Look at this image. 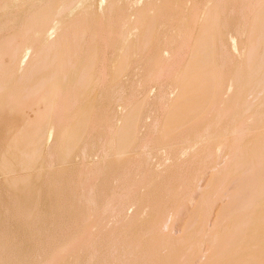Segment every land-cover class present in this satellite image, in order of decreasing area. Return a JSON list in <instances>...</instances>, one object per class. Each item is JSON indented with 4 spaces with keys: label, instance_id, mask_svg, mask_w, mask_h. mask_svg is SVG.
Returning a JSON list of instances; mask_svg holds the SVG:
<instances>
[{
    "label": "rangeland",
    "instance_id": "rangeland-1",
    "mask_svg": "<svg viewBox=\"0 0 264 264\" xmlns=\"http://www.w3.org/2000/svg\"><path fill=\"white\" fill-rule=\"evenodd\" d=\"M170 3L179 7L180 20L188 4L194 11L200 2ZM104 7L96 0H0V43L11 45L25 40L15 62L20 60V65L28 68L42 51L51 49L55 30L63 31L68 22L82 20L84 28L77 38L82 42L85 39V45L77 43L78 48L85 49L89 42L90 50H95L101 25L111 15ZM41 14L46 15L45 25L39 24ZM89 25L97 31L91 39L84 37ZM187 25L191 42L176 61L169 54L175 44L172 31H159L156 39L137 48L159 53L160 70L179 69L192 62L189 48L200 20ZM98 59L95 56L92 62L95 67ZM120 60L114 72L108 62H102L92 75L90 68L88 76L94 81L98 73L105 72V79L121 84L108 105L110 114L119 117L129 101L127 109L145 117L137 129L139 119L128 121L127 137L111 143L109 133L92 136L87 122L93 119L98 93L91 90L73 127L78 135L66 146L62 142L69 124L60 116L59 105L54 109L57 116L53 117L50 110L41 123L38 143L27 163L11 164L7 148L10 141L0 144V208L5 203L11 215L16 206H21L22 218L29 223L26 229L22 225L14 229L6 246H12L14 254L26 259V264H264V202L255 209L247 207L250 197L264 195V122L255 110L252 112L264 91L245 94L251 109L245 123L250 129L230 132L222 126L223 112L219 116L215 111L220 103L210 99L213 90L208 97L198 98L200 74L192 75L188 85L167 83L163 103L148 105V99L163 94L160 87L149 84L150 80L168 74L163 78L168 81L170 76L173 82L184 74H152L138 64L122 69ZM204 73L205 78L209 76ZM20 74L11 72L10 81ZM136 82L140 83L138 88ZM188 95L194 96L192 109L184 102ZM120 96L122 99H118ZM212 116L214 123L223 121L210 126L213 130L208 128ZM90 140L93 145L84 148ZM243 141L250 143L243 145ZM231 146L238 149L240 158L233 170H227ZM94 176L100 181H82ZM4 228L0 221V230ZM45 228L47 241L38 245ZM0 235L4 233L0 231ZM2 246L0 239V256Z\"/></svg>",
    "mask_w": 264,
    "mask_h": 264
},
{
    "label": "bare ground",
    "instance_id": "bare-ground-1",
    "mask_svg": "<svg viewBox=\"0 0 264 264\" xmlns=\"http://www.w3.org/2000/svg\"><path fill=\"white\" fill-rule=\"evenodd\" d=\"M96 1L104 4V8L111 15L101 25V34L96 40L95 50H90L89 42L85 49L78 48V44L82 47L85 41L84 39L82 42L80 38H77L78 32L84 28L82 20L74 24L68 22L63 31L55 30L52 36L54 38L52 46H50L52 50L49 47L46 48L40 53L36 62L28 68L22 67L20 60L15 62L22 53L25 40L19 39L11 45L0 43V96H2L0 144L6 139L10 141L7 148L10 150L11 164L19 166L21 163L22 165L27 163L26 158L34 152L38 143L41 123L50 110L54 112L53 117L57 116V110L54 111L57 105L62 107L60 116H63L69 124L62 145L69 144L72 137L78 135L77 129L73 127L77 124V115L84 102V97L91 90H96L98 93L93 107V119L87 122V125L92 127L94 138H99L103 133H109L111 143L116 139L122 140L128 136L127 123L130 119L140 120L135 125L134 129H137V125L145 117L129 111L127 109L129 101H126V106L119 117L110 114L108 105L117 95L118 86L121 84L112 83L111 78L105 79V72L98 73L99 77L94 78V81H91L88 76L90 68H92V75L95 70L97 72L102 62H108V66L114 72L119 57L121 59L119 65L122 69L125 66L138 64L146 69V72L152 74H158L157 71L184 74L182 79H174L173 82L168 76L170 83L165 80L168 74L163 76L165 79L156 76L154 80H150L149 84L152 87H160L163 94L158 98L148 99V105L163 103L166 94L163 88L166 89L168 84L179 82L188 85L193 78L192 75L200 74V82L197 84V89L200 88L198 98L208 97L213 90L210 99H217L220 103L218 110L221 107L223 110L219 112L215 107V111L219 116L222 115L221 112L225 116L224 122L221 120L222 126L223 124L227 126L230 132L250 129L245 123L251 111L245 102V94L253 90L255 92L257 89L264 91V0H199L200 3L197 6L195 4L196 9L193 7L194 4H191L194 11L188 4L186 15L184 14L182 18V14L180 20H178L179 7L170 3L172 0H126L124 1L126 4L122 6L121 3L124 2H118V0ZM190 1L193 2L189 0V3ZM40 11L48 10L41 8ZM45 17V14L39 16V24H46L47 20H43ZM197 20H200V25L189 48L192 62L184 63L179 69L173 67L169 70H160L159 64L162 56L159 53L137 48V45L142 42L146 44L149 40L156 39L159 31H172L175 44L169 54L173 55L176 61L180 53H183V48L191 42L190 29L187 24ZM93 29L94 27L89 25L84 37L91 39L96 35L97 31ZM122 38L126 40L121 41ZM159 44L156 40V46ZM124 47L128 49L123 51ZM95 56L99 57L96 67L92 64ZM11 72H21V74L10 81ZM204 72L209 73V76L205 78ZM207 84H209L208 88L204 91ZM135 85V88H138L140 83L136 82ZM193 98V95L184 98L188 109L195 106V104L190 105ZM118 99H122L121 96ZM49 100L52 105L49 104ZM258 104L252 112L255 110L259 117L255 115L264 122V95ZM213 116L208 126L211 130L213 129L210 126L218 125L220 121L217 119L214 123L213 118L216 116ZM114 124H116V129ZM219 126L215 128H220ZM90 141L85 143L84 148H90L93 145V140ZM249 143V141H243L242 144ZM239 158L238 149L231 146L227 157V170H233L238 165ZM20 159L24 160L19 161ZM82 181H100V177L94 176L92 180ZM257 196L258 198L256 196L249 198L247 207L251 209V206H259L264 202L263 194L261 197ZM234 199H236L235 195ZM22 211L21 206H16L13 214L8 215L5 203L0 208V221L5 225V228L0 230L4 233V236L0 235L4 250L3 255L0 256V264H26V259L14 254L16 252L11 250L12 246H6L7 243H11L8 238L12 237L14 229L20 228V225L26 229L29 225L22 218ZM47 236L48 228L42 230L38 245L47 241ZM33 244L37 246L36 243ZM55 247L57 246L54 244L53 249Z\"/></svg>",
    "mask_w": 264,
    "mask_h": 264
}]
</instances>
